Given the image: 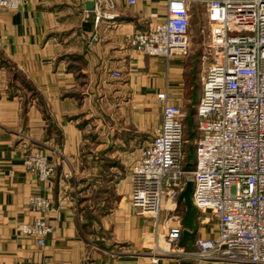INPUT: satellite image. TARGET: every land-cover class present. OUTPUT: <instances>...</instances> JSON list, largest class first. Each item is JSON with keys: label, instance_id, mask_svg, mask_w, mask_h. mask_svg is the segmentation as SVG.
<instances>
[{"label": "crops", "instance_id": "0c3cea01", "mask_svg": "<svg viewBox=\"0 0 264 264\" xmlns=\"http://www.w3.org/2000/svg\"><path fill=\"white\" fill-rule=\"evenodd\" d=\"M103 11L111 17L97 22L87 0L0 8V264H153L155 246L178 225L170 222L176 209L163 221L133 206L131 166L162 123L158 93L184 107L186 117L195 108L202 51L167 62L128 46L133 34L166 19L165 0H115ZM205 29L206 8L192 0L190 38ZM31 150L55 167L50 180L25 166ZM33 195L52 202L44 246L17 229L40 217L30 207ZM185 230L187 249L217 235L205 215L194 231Z\"/></svg>", "mask_w": 264, "mask_h": 264}, {"label": "built area", "instance_id": "2783aa9c", "mask_svg": "<svg viewBox=\"0 0 264 264\" xmlns=\"http://www.w3.org/2000/svg\"><path fill=\"white\" fill-rule=\"evenodd\" d=\"M96 21L115 0H93ZM128 5L137 0H124ZM166 19L133 34L128 46L143 55L170 62L191 49L192 0H165ZM206 8L207 29L201 54V91L195 103L194 168L185 167V109L162 103V123L140 148L131 166L134 207L158 219L180 203L188 180L193 181L192 205L217 226V235L198 238L191 249L181 245L178 223L166 233L167 248L156 245L153 264H264V0H199ZM25 0H0V8L21 9ZM96 40V39H94ZM111 75L122 79L118 70ZM24 164L41 181L50 180L55 167L38 150L25 155ZM33 222L18 231L39 246L46 244L52 227L44 219L50 198L33 195ZM33 264H44L35 262Z\"/></svg>", "mask_w": 264, "mask_h": 264}, {"label": "rangeland", "instance_id": "374dc122", "mask_svg": "<svg viewBox=\"0 0 264 264\" xmlns=\"http://www.w3.org/2000/svg\"><path fill=\"white\" fill-rule=\"evenodd\" d=\"M206 36H202L200 35L198 38H194V39H190L191 40V49L193 51H195V53L198 51V52H201L203 50V46L205 44V39ZM198 89H197V93L199 95L200 91H201V87L200 86H197ZM190 109L188 108V111L187 113H189ZM157 115V114H156ZM188 116V114H187ZM187 118V117H186ZM188 123V120H186V124ZM195 125V124H194ZM194 125H192L191 127L189 125H187L186 127V131H185V137H186V141L187 143L185 144V153H186V158H185V167H186V164L187 162L189 161L190 159V154L192 152V149L194 147V139L192 137V133L193 131L196 132V129H194ZM192 129V130H191ZM153 138L152 135H150V139H148L147 141L149 142L151 139ZM101 190H104L103 187H99L98 190H97V193L95 194V197L94 195L92 196V200L94 201V198H97L99 197V199L101 198V193L102 191ZM84 199V198H83ZM96 200V199H95ZM90 203H85V206L83 207V209L86 211L89 210V207H90ZM137 208V207H135ZM140 209V208H139ZM186 207L184 205L183 202L179 203L176 210L173 211V214L171 215V221L170 222H173V223H180L182 225V222H183V219L185 217V213H186ZM141 210V209H140ZM198 215H199V212L198 210L196 209ZM160 216H162L163 218V221H166L167 219V212L165 210H162L161 211V214ZM167 230V229H166ZM160 246L165 250L167 248V240H166V233L164 232V237L162 238V242L160 244Z\"/></svg>", "mask_w": 264, "mask_h": 264}, {"label": "trees", "instance_id": "16d2710c", "mask_svg": "<svg viewBox=\"0 0 264 264\" xmlns=\"http://www.w3.org/2000/svg\"><path fill=\"white\" fill-rule=\"evenodd\" d=\"M33 92H34L33 94L35 95L36 92L35 91H33ZM197 97H198V95H196V97L194 99V103H196ZM194 112H195V108L193 106H191L190 111H189L188 116H187L188 125L190 127L192 125H194V120H193ZM194 129H195V125H194ZM196 136H197V133L193 131L192 137L194 140H195ZM189 157H190V159L186 164V169L192 170L194 168V147H193L192 152H191ZM180 203H181V201H180ZM197 217H198V213L196 211V208L193 205L191 207L187 208L186 213H185V217H184L183 222H182L183 228L194 231L197 227Z\"/></svg>", "mask_w": 264, "mask_h": 264}, {"label": "water", "instance_id": "95a60500", "mask_svg": "<svg viewBox=\"0 0 264 264\" xmlns=\"http://www.w3.org/2000/svg\"><path fill=\"white\" fill-rule=\"evenodd\" d=\"M87 7L89 10H93L94 8L93 0H87ZM192 190H193V181L188 180L185 188L183 189L179 197L180 201L183 202L187 208L192 206V200H191ZM183 235L185 238H189L191 237V232L188 230H185L183 232Z\"/></svg>", "mask_w": 264, "mask_h": 264}]
</instances>
